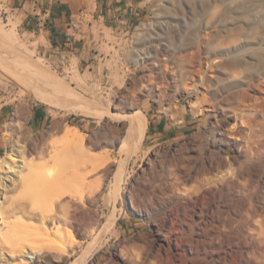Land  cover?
Returning <instances> with one entry per match:
<instances>
[{
  "label": "rangeland",
  "instance_id": "374dc122",
  "mask_svg": "<svg viewBox=\"0 0 264 264\" xmlns=\"http://www.w3.org/2000/svg\"><path fill=\"white\" fill-rule=\"evenodd\" d=\"M263 13L264 0H142L133 26L107 37L86 68L51 61L0 0V27L18 37L0 35V160L11 164L16 148L28 161L82 140L74 152L83 145L97 167L82 192L93 237L78 255L89 261L118 242L158 247L161 234H172L198 264H240L242 254L264 264ZM38 92L74 110L41 102ZM35 105L47 109L42 123L29 118ZM132 112L143 117L140 142ZM49 163L21 167L23 178L13 179L1 167V193L52 212L41 183L54 171ZM215 229L223 240L213 239ZM32 234L22 247L43 243Z\"/></svg>",
  "mask_w": 264,
  "mask_h": 264
},
{
  "label": "bare ground",
  "instance_id": "6f19581e",
  "mask_svg": "<svg viewBox=\"0 0 264 264\" xmlns=\"http://www.w3.org/2000/svg\"><path fill=\"white\" fill-rule=\"evenodd\" d=\"M253 10L256 13H262L259 6H254ZM236 21L241 20L237 18ZM0 35L6 38V40L9 39L15 42L18 39L13 29L6 31L0 27ZM149 65V62L146 63L144 69L147 70ZM52 78L50 77V79ZM55 81L58 83L62 82L60 79ZM37 94L39 101L52 107L65 108L69 111L74 110L70 104H63L66 101L64 100L62 103L58 99L59 97L57 98L52 94L44 92H38ZM129 116L133 120L134 141L140 142L144 126L143 117L139 112L128 113ZM70 135L68 133L67 137H70ZM79 142L76 138L71 137L65 144L62 152H37L34 156H30V160L28 159L29 162L26 161L25 154L27 152H21L19 149L17 152V148L15 149L16 152L12 150L7 156L12 163L15 162V165L0 160V170L1 167H4L6 170H2L9 173L8 178L11 179H13L12 177L15 178L16 175L23 178L24 175H21V167L30 168L32 166H38L39 162L46 165L52 162L55 166L54 171L52 173L50 172L51 175L41 182L44 187V195L54 202V206H52L54 209L50 208L53 210H50L52 212H47L32 201L25 204L11 201L7 199L6 194L4 195L0 191L2 194H0V258H3L4 264H26L29 261H32L34 264H54L59 262H67V264H198L193 259V251L189 249L181 251L173 246V241H176V238L172 234H161L158 247L148 246L133 249L130 246L128 247V245H121L120 247V243L118 242L110 248L106 247L100 252L101 254L98 256L95 255L96 257H93L89 261H87L88 259H86L85 254L78 255L77 249L81 246V242L93 237L90 225L86 221L88 209H90L87 207L89 203L85 196H83V193L86 194L84 189L87 186L85 188L84 186L89 181L90 173L97 167V165L90 163V153L84 152L86 149L83 148V145L81 147L82 151L80 153L77 151V145L82 144V140H79ZM75 149H77L76 152H74ZM119 152L121 153V151ZM76 153L78 155L80 154L79 158L76 156ZM8 178L0 175V182L3 188L4 184H6L5 180L7 181ZM40 193L43 194V192ZM77 194L80 197H77ZM76 197L78 199L80 198L81 206L76 204ZM228 223H231L230 219H227V222L223 223V225L226 226ZM25 228L27 230L32 229L33 231H26ZM214 231L213 239L221 238L223 240L225 238V234L219 231V229H215ZM232 231H230L231 234L233 232V234H237V232ZM31 234V240L36 239V241H43V243L40 246L33 243H25V246L22 247L21 240L29 239L28 235ZM77 235L80 237L79 240ZM40 250L48 253L42 259L40 258L41 261L37 256ZM242 256L240 264H247L245 254H242ZM10 258H12V261Z\"/></svg>",
  "mask_w": 264,
  "mask_h": 264
},
{
  "label": "crops",
  "instance_id": "0c3cea01",
  "mask_svg": "<svg viewBox=\"0 0 264 264\" xmlns=\"http://www.w3.org/2000/svg\"><path fill=\"white\" fill-rule=\"evenodd\" d=\"M18 26L38 39L44 53L57 65L75 60L90 68L95 51L107 37L117 38L132 27L142 0H3ZM3 104L0 103V114ZM6 113V110L3 111ZM33 123L47 118V109L32 107Z\"/></svg>",
  "mask_w": 264,
  "mask_h": 264
}]
</instances>
